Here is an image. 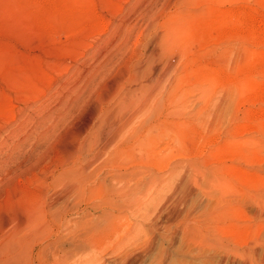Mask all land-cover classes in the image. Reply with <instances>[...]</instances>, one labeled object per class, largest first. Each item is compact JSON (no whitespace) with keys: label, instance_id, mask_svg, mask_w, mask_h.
Here are the masks:
<instances>
[{"label":"rangeland","instance_id":"obj_1","mask_svg":"<svg viewBox=\"0 0 264 264\" xmlns=\"http://www.w3.org/2000/svg\"><path fill=\"white\" fill-rule=\"evenodd\" d=\"M187 2L0 0V198L42 190L48 227L65 221L46 264H216L219 242L263 259L264 0ZM94 158L109 191L57 179ZM136 168L138 187L112 192L111 172Z\"/></svg>","mask_w":264,"mask_h":264},{"label":"bare ground","instance_id":"obj_2","mask_svg":"<svg viewBox=\"0 0 264 264\" xmlns=\"http://www.w3.org/2000/svg\"><path fill=\"white\" fill-rule=\"evenodd\" d=\"M179 1V0H178ZM183 1V0H182ZM177 2V1H176ZM185 2V1H184ZM180 3V2H179ZM189 3V0L188 2ZM187 3H185L184 5H186ZM181 5L183 4L180 3ZM180 5V6H181ZM209 5V4H208ZM206 7H209V6H206ZM192 8V7H191ZM184 9V8H182ZM180 10V11H183V10ZM166 12V11H165ZM173 12V11H172ZM177 12V11H176ZM179 12V10H178ZM210 12V11H209ZM208 12V13H209ZM167 13H170V12H167ZM180 13V12H179ZM178 13V14H179ZM175 13L173 12V15ZM185 14V13H184ZM169 15V14H168ZM177 15V14H176ZM189 15V14H187ZM192 15V14H191ZM172 16V15H171ZM185 16V15H184ZM175 17V16H174ZM196 17V16H195ZM166 18V17H165ZM181 20V19H179ZM166 21V20H165ZM173 21V20H172ZM172 21H168V22H165V25H166V35L168 36H174L175 37V34L176 32L178 33V31H176L175 28H177V26L179 25H176V27L173 25V22ZM178 22V21H177ZM182 24H184V21H180ZM159 23V22H158ZM168 23V24H166ZM178 24V23H176ZM186 25V24H185ZM184 25V26H185ZM180 27V26H179ZM181 28V27H180ZM178 29V28H177ZM184 29V28H182ZM179 30V29H178ZM150 31V30H149ZM181 31V30H180ZM179 31V32H180ZM160 32V31H159ZM162 32V31H161ZM183 32V30H182ZM181 33V32H180ZM179 34V33H178ZM165 34H163L164 36ZM177 35V34H176ZM167 37V36H165ZM174 37H172L174 39ZM154 38V37H153ZM170 39V38H169ZM163 40V39H162ZM173 42V40H172ZM171 44H174L172 43ZM169 43H170V40H169ZM167 44V42H166ZM169 45V44H168ZM179 45V44H178ZM172 46V45H171ZM159 47V46H158ZM170 47V46H169ZM172 48V47H171ZM173 48L174 45H173ZM166 49V48H165ZM160 50V49H159ZM169 51V49H168ZM154 52L157 53L158 55V51L155 50ZM153 52V53H154ZM162 53V52H161ZM165 53L166 50H165ZM169 53V52H168ZM176 54V53H175ZM167 55V54H166ZM165 55V56H166ZM169 55V54H168ZM159 56V55H158ZM161 56V55H160ZM162 56L164 57V55L162 54ZM151 57V55H150ZM154 59H157L155 56V54H153L152 56ZM151 57V60L148 62L147 64V68L143 70V73L145 72H148L151 70L152 71H155L154 69V66H157L155 65V61H152V58ZM171 57V56H169ZM173 57H174V54H173ZM172 58V57H171ZM170 58V59H171ZM148 59V58H147ZM177 59V58H176ZM138 60V59H137ZM142 59H139L138 61H140ZM147 61V60H145ZM168 61V60H167ZM173 61V59L171 60ZM135 62V61H134ZM137 62V61H136ZM142 62V61H141ZM157 62H158V59H157ZM170 62V61H169ZM177 63V61H175ZM174 62V63H175ZM176 63H175V67H176ZM134 64V63H133ZM145 64V63H143ZM157 64V63H156ZM171 64H168L166 67H164V70L162 72V74L160 75V80L156 83L157 85L161 84L162 82H164L165 80L168 82L167 79L170 78V70L172 69V67H174ZM145 67V66H144ZM133 68V67H132ZM142 68V67H141ZM153 68V70H152ZM140 69V68H139ZM157 69V68H156ZM161 69V68H160ZM158 68V70H160ZM163 69V68H162ZM142 70V69H141ZM140 70V71H141ZM175 70V68H174ZM141 73V72H140ZM157 73V72H156ZM151 74V73H150ZM154 74V73H152ZM174 74V72H173ZM176 74V73H175ZM152 76V75H151ZM154 77V75H153ZM156 77V78H158ZM142 78V77H141ZM144 79V82L142 80V82L140 80V82H138V85L136 84L135 88H131V91L130 89L126 90L133 93V92H141L142 90L145 89L146 86H148L146 84L145 81H147V78L148 76L145 75V77H143ZM152 79V78H151ZM175 79V78H174ZM171 80V79H169ZM152 82L151 80H148L147 82ZM166 81L164 82V87H165V83ZM136 82V81H135ZM140 83V84H139ZM170 83V82H168ZM115 85V84H114ZM152 85V84H151ZM156 85V86H157ZM158 85V86H159ZM162 85V86H163ZM134 86V84H133ZM156 86H154L156 88ZM157 86V87H158ZM162 86H161V90H162ZM170 86V85H169ZM168 86V87H169ZM131 87V86H130ZM146 88H149V87H146ZM151 88V87H150ZM155 88H153L152 90H154ZM157 89V88H156ZM148 90V89H147ZM160 90V89H159ZM158 90V91H159ZM164 90V89H163ZM172 90V89H171ZM146 91V90H145ZM165 91V90H164ZM148 92V91H147ZM154 91H152L153 93ZM144 93V92H143ZM157 93V92H155ZM160 92L157 93V95L159 94ZM146 94V93H145ZM140 95V93H139ZM137 95V97L139 96ZM150 97L146 100V102L144 103H150L149 100L151 101L154 97L151 95V93L149 94ZM156 95V96H157ZM126 96V95H124ZM145 96V95H144ZM155 96V95H154ZM159 96V95H158ZM164 96V95H163ZM130 97V95H129ZM158 98V97H157ZM168 99V98H167ZM155 100V99H153ZM136 102H138L136 100ZM157 102V101H156ZM125 103V102H124ZM131 103H133L131 101ZM154 103V102H153ZM160 103V102H159ZM158 104V103H157ZM124 105V104H123ZM150 105V104H149ZM146 106V105H145ZM159 106V105H158ZM160 107V106H159ZM124 108V107H123ZM95 109V108H94ZM97 109V108H96ZM157 109V108H156ZM92 111V110H91ZM95 111V110H94ZM119 113V112H118ZM110 114V113H109ZM118 115V114H117ZM113 116V115H111ZM116 117V116H115ZM114 118V116H113ZM121 118V117H120ZM122 119V118H121ZM132 119V117H131ZM115 120V119H114ZM103 121V120H102ZM117 121V120H116ZM131 121V120H130ZM114 122V121H113ZM103 123V122H102ZM124 123V122H123ZM122 128L120 129H117V128H113V126H111L110 129H108L107 132L105 133H110V135L112 136L110 138V140L107 142L109 145L112 144L114 141H116L117 139V136H119L120 132H121ZM104 137V134L102 135ZM100 137V135H99ZM100 139V138H99ZM120 139V138H119ZM121 140V139H120ZM106 144V143H105ZM108 144L106 146H108ZM118 144V143H117ZM116 145V144H115ZM114 145V146H115ZM110 147V146H109ZM118 147V146H117ZM80 148V147H79ZM115 148V147H114ZM119 148V147H118ZM77 150V149H75ZM97 152V151H96ZM24 155V154H23ZM65 161V160H64ZM133 163V162H131ZM135 163V162H134ZM133 163V164H134ZM137 163V162H136ZM139 163V162H138ZM71 164V163H70ZM69 164V165H70ZM78 164V163H76ZM98 166L99 164L96 166V158L94 159H91V160H88V161H85L83 164H79V165H73V163L71 164V166H67V164L65 166H63V169L62 171L59 173V175L57 176V173H56V176H57V179H60V181L62 183H66V187L68 189V191L72 192L73 190H77V189H84V190H87L90 192L94 191L95 189L97 190H100V191H109L110 189H107V182H106V177H101L100 174H96V171L98 169ZM69 167H73V168H70ZM123 167V166H122ZM137 167H139V165H137ZM123 169V168H122ZM137 169H133V170H130V171H125V170H118V169H115V171L111 174H110V180L114 183H112V192L114 193H122L123 190H126L127 187L128 189H136V187H138V175H137ZM128 170V169H126ZM141 170V169H140ZM38 171V170H37ZM22 173H25L24 170L21 171ZM35 172V171H34ZM141 172V171H140ZM5 174V173H4ZM38 174V173H36ZM139 175H141V173H139ZM8 176V174L6 175ZM36 176V175H35ZM40 176V175H39ZM108 176V175H107ZM34 177V176H33ZM3 176H1L0 178V182L2 180ZM5 178V177H4ZM8 178V177H6ZM94 178V180H93ZM140 178V177H139ZM26 179V178H25ZM138 179V180H137ZM5 180V179H4ZM35 180V179H33ZM36 180H37V177H36ZM39 180V178H38ZM108 180V178H107ZM11 181V179H10ZM12 181H13V178H12ZM31 181V180H30ZM133 182V183H132ZM141 182V181H140ZM7 184V183H6ZM18 184V183H17ZM3 186V185H2ZM32 189V188H31ZM15 191V189H14ZM13 191V192H14ZM17 191V190H16ZM13 193L11 190L9 191V189L6 188V190L4 191H1V194H2V198L3 199H7V206H9L8 208H5V207H1L0 208V264H46L45 262V248L47 245H51L52 242H50L49 244L47 243V241L44 239L43 235L47 232V231H50L51 233V236L53 235L54 237H60V234H61V231H62V228L63 226L65 225L64 223H62L61 221L59 222L58 226L56 228H53V226H50L48 227V224L52 225V222L54 221L53 218L51 217V209H50V203L48 204V201H47V204H46V201H45V197L43 196V191L42 190H37V191H31L32 192V195L30 196V194L28 193V195H25L23 193V195H19L17 193H19L17 191ZM26 192V191H25ZM37 192H40L37 194ZM124 192V191H123ZM130 192V191H129ZM76 193V192H75ZM27 194V193H26ZM65 195V194H64ZM69 196V194H66ZM113 195V194H112ZM107 196V195H106ZM36 200V204L34 203L35 201L33 200L32 202V198ZM0 198V199H2ZM48 198V197H47ZM114 199V198H113ZM60 200V199H59ZM38 202V204H37ZM107 202H110L107 201ZM114 202V201H112ZM113 206H114V203H112ZM4 203V202H3ZM2 203V204H3ZM93 203V202H92ZM116 203V202H115ZM6 204V202L4 203ZM3 204V206H4ZM88 204V203H87ZM90 204V203H89ZM95 204V203H94ZM1 205V204H0ZM116 205V204H115ZM95 206V205H94ZM94 206H89V208H92ZM105 208V207H104ZM88 209V208H87ZM59 213V212H58ZM57 213V214H58ZM53 215H55L54 213H52ZM48 217H51V220L52 222H50L51 220L48 221ZM59 219V218H58ZM67 219V218H65ZM55 222V221H54ZM65 222V221H64ZM48 223V224H47ZM55 226V225H54ZM97 227V226H96ZM51 229V230H50ZM64 229V228H63ZM206 237V236H205ZM49 238V237H48ZM88 238V237H87ZM200 238V237H199ZM192 239V238H191ZM61 241V239H58V242ZM198 242V241H197ZM54 246L50 252V254H52L54 252L55 256H57L58 254V250H57V242L53 243ZM52 244V245H53ZM203 244V243H202ZM212 244V243H211ZM216 244V243H215ZM229 244V243H228ZM226 245L224 244L223 242H219V246H216V247H213L216 248L219 247L218 250H221L219 252V257H218V260H217V263L216 264H233L235 263V260L233 257L236 258V256H239L237 255L236 251H239L241 252V258L239 257V259H242V261L240 260L239 264H264V257L263 259L261 260H254V255H256V250H251L252 248H254L253 246H249L250 249H245V248H236V247H231L229 245ZM210 245V244H209ZM264 245V243H262V246ZM213 246V245H212ZM215 246V245H214ZM233 246V245H232ZM255 246V245H254ZM257 246V245H256ZM211 247V246H210ZM252 247V248H251ZM264 247V246H263ZM60 250V249H59ZM264 250V248L262 249V251ZM259 251V250H258ZM257 251V253H258ZM48 252V251H47ZM217 252V251H216ZM214 253V252H213ZM264 254V253H263ZM49 255V254H48ZM236 255V256H235ZM253 258V259H250V256ZM259 255V254H258ZM53 256V255H52ZM249 256V257H248ZM206 257V256H205ZM244 257V258H243ZM250 259L251 262H248V258ZM260 257V255H259ZM258 257V258H259ZM51 258V257H50ZM238 258V257H237ZM262 258V257H261ZM63 259V256H57L56 259L54 260V262L52 264H59L60 260ZM217 259V258H216ZM244 259V260H243ZM257 259V258H255ZM260 259V258H259ZM51 260V259H50ZM53 260V259H52ZM59 260V262L57 261ZM64 260V259H63ZM63 260H61L63 262ZM51 263V262H50ZM61 264V262H60ZM66 264V263H64ZM215 264V263H214ZM236 264V263H235ZM238 264V263H237Z\"/></svg>","mask_w":264,"mask_h":264}]
</instances>
